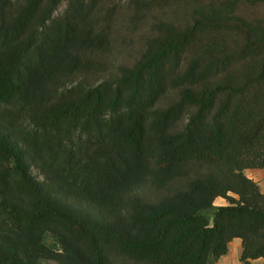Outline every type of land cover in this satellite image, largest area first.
<instances>
[{"label":"trees","instance_id":"1","mask_svg":"<svg viewBox=\"0 0 264 264\" xmlns=\"http://www.w3.org/2000/svg\"><path fill=\"white\" fill-rule=\"evenodd\" d=\"M121 2L0 0V264H264V0Z\"/></svg>","mask_w":264,"mask_h":264},{"label":"rangeland","instance_id":"2","mask_svg":"<svg viewBox=\"0 0 264 264\" xmlns=\"http://www.w3.org/2000/svg\"><path fill=\"white\" fill-rule=\"evenodd\" d=\"M127 2L128 0H122L121 6H126ZM64 8L65 7H62L61 10L63 11ZM260 9L264 11L263 7ZM157 18L169 21H181L183 20V13H179L177 16V14L171 12L170 8H162L154 9L152 12L148 13L147 17L140 23L132 22L130 24L129 20L126 22V18L120 19L119 24H117V43L115 45L113 59L119 63H128L131 65L141 57L147 39L153 34L152 25ZM123 21L126 23H123ZM247 172L250 174L253 172H264V168L247 169ZM260 182V187L264 190V177L261 178ZM226 203L227 201L224 198H218L215 202L216 205H223Z\"/></svg>","mask_w":264,"mask_h":264},{"label":"crops","instance_id":"3","mask_svg":"<svg viewBox=\"0 0 264 264\" xmlns=\"http://www.w3.org/2000/svg\"><path fill=\"white\" fill-rule=\"evenodd\" d=\"M249 170V169H248ZM247 175L257 181L259 185H261V178L264 177V172H253L248 173L246 170ZM264 192V190H262ZM232 244V245H231ZM243 250L242 240L240 238H235L229 246V251L226 255H223L220 260L215 264H242L241 261V254ZM254 264H262V260L253 261Z\"/></svg>","mask_w":264,"mask_h":264}]
</instances>
